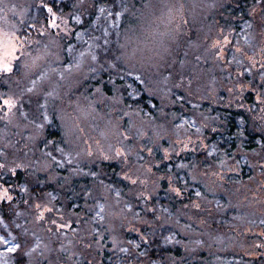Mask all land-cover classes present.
Here are the masks:
<instances>
[{
	"label": "rangeland",
	"instance_id": "rangeland-1",
	"mask_svg": "<svg viewBox=\"0 0 264 264\" xmlns=\"http://www.w3.org/2000/svg\"><path fill=\"white\" fill-rule=\"evenodd\" d=\"M262 23L264 0H0V100L37 82L0 110V264H264Z\"/></svg>",
	"mask_w": 264,
	"mask_h": 264
},
{
	"label": "snow or ice",
	"instance_id": "snow-or-ice-1",
	"mask_svg": "<svg viewBox=\"0 0 264 264\" xmlns=\"http://www.w3.org/2000/svg\"><path fill=\"white\" fill-rule=\"evenodd\" d=\"M113 7H115V4L113 5ZM119 7L121 8V12L116 13L117 15H122L123 12L127 11V5L124 4L123 2L120 3ZM48 11L49 12L52 11L51 7H48ZM101 11H104V10L101 9ZM109 15H112V13L110 12ZM53 25L55 26V22L54 21H53ZM248 27H252V25L249 24ZM261 28H264V23L261 24ZM13 36H14V34H13ZM246 39L250 40L251 37L246 36ZM224 40H225V43H228V38L227 37H224ZM107 43H108V41L105 40V44H107ZM219 44H220V41H217V45H219ZM214 47H215V45H214ZM12 48H13V51L16 50V44L15 43L12 44ZM221 48H222V46H221ZM216 54L219 55L220 54V50H218ZM92 58L94 60L96 59L95 56H93ZM233 58L235 59V57H233ZM13 59H16V57L13 56ZM250 59H252L253 65L260 69V78H261L262 81H264V63H257L255 61V59H253V58H250ZM115 66H116L115 64H112V67H115ZM246 71L247 72H251L252 68L249 67L248 69H246ZM11 72H13V64L11 62H7L6 61V62L0 63V74L11 73ZM30 83H31V87H25L21 91L19 97H16L15 95H12V96H7V97L3 98L2 100H0V110H5L6 109L9 113H11L12 110L14 108H16L21 103V101L23 99L24 92L31 93L37 88V82L35 80L30 81ZM46 95L47 96H51V95H53V93L49 92V93H46ZM257 99H261V97L258 96ZM45 103H47V101ZM25 115H27V113H25ZM44 115H45V118H47V113H45ZM7 118L8 117L6 116L5 119H7ZM40 127H43V125H40ZM6 166L7 165L5 164V162L0 161V169L5 168ZM17 167H23V165H17ZM15 170H16L15 168L11 169L12 172H15ZM128 178L131 179V177H128ZM132 182L135 183V181H132ZM177 191H179V189H177ZM4 193L7 196L8 200L12 199V196L8 195V189L7 188L4 189ZM0 199H3V197H0ZM37 207H40V206L37 205ZM102 207L103 206H101V209H102ZM46 211L51 212L52 209H46ZM97 215H99V213H97ZM101 218H103V217H101ZM40 219H43V211L41 212ZM53 223H55V222L53 221ZM62 227H63V225H62ZM0 240H3L5 244L9 243L8 240L5 239L3 236H0ZM42 244H43L42 241H40L39 243L35 244V246L29 250L28 255H31L37 249H40ZM19 248H20L19 244H13V245H11L10 247L7 248V251L15 252ZM45 252H51V249L47 245H43V250L40 252V255H41V257H44L45 260H47L48 264H56V261L54 259H51V258L45 256ZM28 264H32V262L29 261Z\"/></svg>",
	"mask_w": 264,
	"mask_h": 264
},
{
	"label": "trees",
	"instance_id": "trees-1",
	"mask_svg": "<svg viewBox=\"0 0 264 264\" xmlns=\"http://www.w3.org/2000/svg\"><path fill=\"white\" fill-rule=\"evenodd\" d=\"M229 112H232V113H237V112H238V113H240V112H242V111L231 110V111H229ZM229 128H230V129H231V128H235V124L232 122V124H230ZM17 175L19 176L20 179L22 178V172H19ZM168 251H170V249H169Z\"/></svg>",
	"mask_w": 264,
	"mask_h": 264
}]
</instances>
